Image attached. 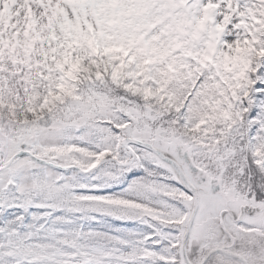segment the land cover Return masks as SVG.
<instances>
[{"label": "snow or ice", "instance_id": "6c2138e0", "mask_svg": "<svg viewBox=\"0 0 264 264\" xmlns=\"http://www.w3.org/2000/svg\"><path fill=\"white\" fill-rule=\"evenodd\" d=\"M0 264H264V0H0Z\"/></svg>", "mask_w": 264, "mask_h": 264}]
</instances>
